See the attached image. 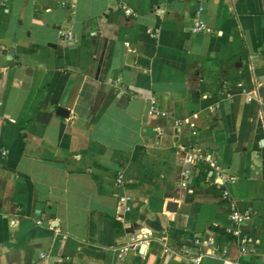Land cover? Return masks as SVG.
Masks as SVG:
<instances>
[{
    "label": "crops",
    "instance_id": "0c3cea01",
    "mask_svg": "<svg viewBox=\"0 0 264 264\" xmlns=\"http://www.w3.org/2000/svg\"><path fill=\"white\" fill-rule=\"evenodd\" d=\"M0 264H264V0H0Z\"/></svg>",
    "mask_w": 264,
    "mask_h": 264
},
{
    "label": "built area",
    "instance_id": "2783aa9c",
    "mask_svg": "<svg viewBox=\"0 0 264 264\" xmlns=\"http://www.w3.org/2000/svg\"><path fill=\"white\" fill-rule=\"evenodd\" d=\"M125 8V13L127 15L131 14L130 9ZM201 11V8H199L197 10V14H199ZM192 33H210L213 31V29L211 27H209L204 21H202L201 19H199L198 17L195 18V20L193 21V24L190 28ZM61 34L63 37H65L66 39H71V35L69 32L66 31H61ZM248 99L250 100L251 98L248 97ZM159 112V108L158 105L156 104L155 100H151L150 101V106L148 109V113L149 114H154V113H158ZM193 128H194V123L190 124ZM158 130V129H156ZM159 132V130H158ZM193 134L196 133L195 129H193L192 131ZM216 153L215 152H211V153H203L201 152L199 149L197 148H193L190 149L189 151H187L183 157H178L179 161H183L186 163H189L191 165H193L194 167V171H196L198 173V171L203 167V165H207V171H209V174L206 175V179L212 183V184H216V185H222L225 181V178L222 176V170H221V165L217 160L216 157ZM205 169V170H206ZM181 175H182V179L180 181V187L183 190L189 191L191 192L192 186H191V179H190V170L184 169L181 170ZM116 183L117 184H122L123 183V177L121 174H119L116 178ZM222 194V198L224 200H227L229 197V192L227 189H223L221 191ZM228 219L231 221V223L237 227L239 226L241 223L245 222L246 220H248L250 218L251 212L249 210H241L239 209V207L236 205V203L234 202H230L228 201ZM131 209V196L128 194H121L118 195L117 197V203H116V217L117 219H122V213L123 212H127ZM142 238L141 236L138 235H134L130 242L120 248L117 249V257L118 259H122L123 256L125 255L126 251L130 248H136L137 245L141 242ZM243 242L245 241V239H241ZM195 243L199 244L201 243L200 239H195ZM247 248L245 246H242L240 248V253L241 254H246ZM212 254H215L213 251L211 252ZM45 254H42V257H44ZM198 257L194 258V261H198Z\"/></svg>",
    "mask_w": 264,
    "mask_h": 264
},
{
    "label": "water",
    "instance_id": "95a60500",
    "mask_svg": "<svg viewBox=\"0 0 264 264\" xmlns=\"http://www.w3.org/2000/svg\"><path fill=\"white\" fill-rule=\"evenodd\" d=\"M56 112L60 115H63V116L68 114V110H66L62 107H58ZM143 247H144V245H141V248H143Z\"/></svg>",
    "mask_w": 264,
    "mask_h": 264
}]
</instances>
